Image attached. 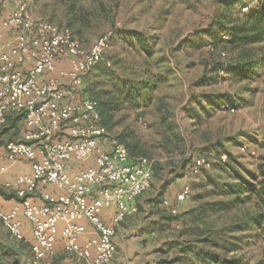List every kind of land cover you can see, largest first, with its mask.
<instances>
[{"label": "rangeland", "instance_id": "obj_1", "mask_svg": "<svg viewBox=\"0 0 264 264\" xmlns=\"http://www.w3.org/2000/svg\"><path fill=\"white\" fill-rule=\"evenodd\" d=\"M5 1L4 14H10L24 5L35 20L50 19L55 24L64 20L63 5L55 0ZM220 1L82 0L85 8L95 10L98 5L101 12L94 26L84 30L81 40L83 47L89 49L99 37L107 33H111L112 38L104 59L86 74L79 89L81 95L98 100L111 98L117 93L114 91L117 83H123L131 75L144 78L146 76L142 74L147 68L161 79L153 88L154 96L150 104L127 102L115 107L111 125L107 128L112 137L124 136L132 144L141 143L148 155L139 157L153 159L154 164H162L160 167L153 164L155 169L150 186L136 199L137 210L130 213L120 225L117 239L121 242H117V253L108 264H183L185 260L175 262L174 257L188 247H194L196 251L203 247L223 253V249L201 241L209 231L218 243L226 240L237 244V248L227 254L228 257L239 256L244 264H264L262 238L254 234L256 229L237 227L248 214L256 212L253 202L209 212L206 218L201 214L198 218L194 214H185L192 208L199 213V206L204 202L222 198L210 192L212 186L205 177L220 173L219 157L216 151L208 148L209 145L220 141L229 148L224 151L228 159H241L247 167L258 173L259 178V172L264 168V71L260 76L245 82H232L221 71L225 79L205 86L193 85L204 70L212 65L208 60L209 44L220 35L218 32H209L208 26L220 8ZM255 2L243 0V6ZM104 9L111 12L110 17L104 14ZM1 31L3 42L15 35L11 29L1 28ZM136 34L148 41L149 53L136 45ZM206 60L209 63L206 64ZM212 90L235 93V99L230 102L233 106L222 104L202 123L193 125L194 120L187 117L184 109L186 102L192 95ZM166 112L174 114L177 123L165 132V129L161 131L160 122H165L161 119ZM1 130L0 146L5 145L8 139L19 136L20 129L11 130V135ZM175 132L181 134V138H177ZM232 137H242L243 141L235 145L231 143ZM172 141L176 144L171 145ZM205 153L216 163V168L207 171V174H192L188 166L185 168L183 165L184 159ZM167 181L170 185L160 196L159 190ZM186 185L191 187L192 194L178 201L176 192ZM165 200L169 202L165 203ZM172 207L177 209V214L170 212ZM0 228L1 233L7 232L1 223ZM64 253L68 256L60 264H84L73 253ZM190 253L188 258L191 257L193 261L190 264H201L196 253ZM4 256L6 262L17 257L10 252ZM20 260L22 264V256Z\"/></svg>", "mask_w": 264, "mask_h": 264}, {"label": "built area", "instance_id": "obj_2", "mask_svg": "<svg viewBox=\"0 0 264 264\" xmlns=\"http://www.w3.org/2000/svg\"><path fill=\"white\" fill-rule=\"evenodd\" d=\"M5 5L0 0V130L12 113H24V126L21 139L4 146L0 185L18 201L8 211L0 209V223L14 240L27 243L23 219L30 221V264H54L58 236L84 264H108L118 250L117 229L137 210L135 201L150 186L154 164L132 158L101 123L97 102L79 91L91 67L106 56L111 33L86 49L70 28L33 19L24 5L4 14ZM1 28L15 35L3 42ZM21 159L30 161L31 172L3 179L10 164ZM90 159L92 165L72 169ZM205 166L210 162L198 157L192 172ZM45 184L56 186L58 196L45 193L43 204L33 202ZM189 194L186 185L177 198ZM111 207L115 212L107 223L103 211Z\"/></svg>", "mask_w": 264, "mask_h": 264}, {"label": "trees", "instance_id": "obj_3", "mask_svg": "<svg viewBox=\"0 0 264 264\" xmlns=\"http://www.w3.org/2000/svg\"><path fill=\"white\" fill-rule=\"evenodd\" d=\"M256 1L257 2L251 4L250 6H243V0L220 1V8L216 11L208 26L209 32H218L220 35L215 41L209 44L210 55L208 60L212 65H210L209 69L206 68L204 72L193 82L194 86L199 87L210 85L225 79L221 71L229 76L232 82H245L258 77L263 73L264 0ZM55 2L63 5L65 12L64 20H62V22H65H59L57 25L70 28L73 34L80 41L82 40L84 30L89 27H93L97 20L100 19L101 12L99 11L98 5L95 10H89L84 7L82 0H55ZM104 11V14L108 17L111 16V12L108 9H104ZM48 21L52 22L50 19ZM137 34L135 35L136 43H138L136 45H139L144 52L149 53L148 41L143 39L141 35ZM111 38L112 36L110 37V40ZM208 60L205 61L206 64L209 63ZM142 75H145L146 77L140 78V76L131 75L125 79L123 83H117L116 88L114 89L117 93L111 98L98 100L90 97L97 102V108L100 111L102 123L107 128L111 125L115 107H119L123 103L125 104L127 102L132 104H150L154 96L153 88L158 85V81L161 79L155 73H151L148 68ZM83 95L84 94H82V96ZM235 97V93L212 90L190 96L184 109L187 117L192 118L194 120L193 125H196L202 123V121L210 115H213L215 109L222 106V104H228L227 107L233 106V103L230 102L233 101ZM20 117L23 118V120L20 121ZM161 121L169 122L168 125L164 124L165 122H160L161 131L162 129H165V132L168 127L172 128L173 124L177 123L175 121L174 114L170 112L163 113ZM23 126L24 113H12L8 115L7 122L2 127L1 132L3 133L6 131L9 135H11V130L15 129L14 131H17L20 129L19 136L13 139H8V141L19 140L21 139ZM177 133L178 132H175L177 138H181V134L178 133V135ZM114 137L126 146L129 155L132 158L148 155V152L141 143L135 142L132 144L124 136H120L119 138L116 136ZM250 137L252 138V135H250ZM242 141V137L231 138V143L235 145H238ZM175 144V142H171V145ZM178 148L180 149V146H178ZM208 148L217 152L216 155H218V160L220 162V173H217L215 176L208 174L205 175V177L208 184L212 186L210 192L221 195L222 198L204 202L199 206V213L196 212V209L192 208L191 210L186 211L185 214H194L196 218H198L201 214L206 218L209 215V212H216L221 209H230L253 202L257 208L256 212L248 214L245 220L240 221L237 224V227L239 226L240 229H256L254 234L262 238V250L264 256V168L260 170L259 174L261 177L259 178L258 173H255L253 171L254 169L247 167L241 159H228V154L224 151H228L229 148L224 146L220 141L216 144L209 145ZM170 150L171 148L169 151ZM223 155L226 156L225 159L222 158ZM198 157H205L210 162V166L202 167L199 173H193L192 166L195 159ZM156 164L157 166L159 165L158 167L162 165L161 163H155L154 165ZM184 164L185 168L188 166V171L195 175L207 174V171H211L216 168L215 161L207 155V153L193 155L190 159L186 158L184 159L183 165ZM154 169L155 166H153L152 169L153 174ZM169 185L170 182L167 181L161 187V190H159L160 196L164 195ZM0 192L5 194V191L1 188ZM12 194L14 195V193ZM191 194L192 190L190 187V194L187 198H189ZM175 198L178 200L177 192ZM168 202L169 201H167V203ZM173 209L176 208L172 207L170 212L177 214V209L176 212H173ZM129 215H127L123 223ZM210 232L211 231H209L207 236L204 239H201V241L210 242L213 246L223 249L225 253H221L220 251H215L213 249H204L203 247H199V250L196 251L194 247H188L182 249V254L176 255V257H174V261L182 262L185 260L183 264H190V262L193 261L192 258H188V256L191 254L190 252L194 251L199 257V262L201 264H244V260L239 256H227L229 252L237 248L236 243L231 241L226 242V240H222L221 243H218L213 239ZM4 233L6 235L3 233H0V235H5L13 239L8 231ZM16 242L31 254V248L28 247L27 243L21 241ZM0 250V264H21V256L17 251L1 243ZM7 252L16 254L17 257L15 259H9V261L6 262L4 255H6ZM65 256H68V254L64 252L60 253V255L55 259L54 264H60L61 261L63 262Z\"/></svg>", "mask_w": 264, "mask_h": 264}, {"label": "crops", "instance_id": "obj_4", "mask_svg": "<svg viewBox=\"0 0 264 264\" xmlns=\"http://www.w3.org/2000/svg\"><path fill=\"white\" fill-rule=\"evenodd\" d=\"M64 63L66 65V62ZM4 146L5 145L0 146V167L2 165H5V163L7 162L6 151H5ZM93 162L94 161L92 159L78 161L72 165V169L77 170L78 168L87 167L89 165H92ZM30 172H31L30 161L28 159H21V160L16 161L13 164H10V167L8 168L6 173L3 174V179H13L14 177H16L17 175L21 173H30ZM0 188L5 191V194L0 192V209L4 211H8L18 201V199L15 197V195H13L10 191H8L4 186L0 185ZM59 192H60L59 189L54 185H51V184L40 185L39 190L37 191L36 195L32 198V201L38 204H43L44 203L43 196L45 193H49L52 195L53 198H56ZM114 212H115V207L107 208L103 211V217L107 223L112 222V217L114 215ZM23 220H24L23 233L28 241L27 242L28 247L31 248V245L34 242V238H33L32 231H31L30 221L28 219H23ZM121 226L118 228L117 232L119 231V229H121ZM117 234L115 236V242L116 244L117 242L120 244L121 240L117 239ZM62 252H67V251L64 249V243H63L61 236H58V239L56 242V254H55L54 260ZM0 258H1V250H0Z\"/></svg>", "mask_w": 264, "mask_h": 264}, {"label": "water", "instance_id": "obj_5", "mask_svg": "<svg viewBox=\"0 0 264 264\" xmlns=\"http://www.w3.org/2000/svg\"><path fill=\"white\" fill-rule=\"evenodd\" d=\"M0 243L17 251L23 257L22 264H30L31 261L30 253L27 252L23 247H21L16 241H14L11 238L0 235Z\"/></svg>", "mask_w": 264, "mask_h": 264}, {"label": "bare ground", "instance_id": "obj_6", "mask_svg": "<svg viewBox=\"0 0 264 264\" xmlns=\"http://www.w3.org/2000/svg\"><path fill=\"white\" fill-rule=\"evenodd\" d=\"M119 227H120V226H119ZM119 227H118V228H119ZM117 230H118V229H117ZM30 255H31V254H30Z\"/></svg>", "mask_w": 264, "mask_h": 264}]
</instances>
